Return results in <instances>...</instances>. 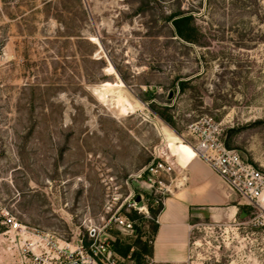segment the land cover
<instances>
[{"label": "rangeland", "instance_id": "1", "mask_svg": "<svg viewBox=\"0 0 264 264\" xmlns=\"http://www.w3.org/2000/svg\"><path fill=\"white\" fill-rule=\"evenodd\" d=\"M177 13L194 43L175 34ZM204 115L264 168V0H0V264H20L7 216L54 239L118 242L125 264H148L133 253L150 246L157 206L136 202V175ZM234 204L218 224L191 219L181 264H264V229Z\"/></svg>", "mask_w": 264, "mask_h": 264}, {"label": "built area", "instance_id": "2", "mask_svg": "<svg viewBox=\"0 0 264 264\" xmlns=\"http://www.w3.org/2000/svg\"><path fill=\"white\" fill-rule=\"evenodd\" d=\"M179 139L237 197L254 209L252 226L264 229V168L243 159L237 150L228 148L222 137L221 124L208 115L190 123ZM155 154L154 160L136 175L142 193L137 203L144 201L145 194L152 205L162 206L169 196L185 185L186 176L167 146L166 151L160 153L157 150ZM138 211L147 213L145 206L139 207ZM3 223L20 256V264H125L106 241L91 239L85 245L81 240L54 239L29 230L12 216H7ZM117 223L124 231L133 229L127 219L119 218ZM28 237L30 241H27Z\"/></svg>", "mask_w": 264, "mask_h": 264}, {"label": "crops", "instance_id": "3", "mask_svg": "<svg viewBox=\"0 0 264 264\" xmlns=\"http://www.w3.org/2000/svg\"><path fill=\"white\" fill-rule=\"evenodd\" d=\"M186 183L169 196L156 216L157 230L148 264H181L189 254L191 219L207 217L212 223L235 218L236 195L195 155L181 166Z\"/></svg>", "mask_w": 264, "mask_h": 264}, {"label": "trees", "instance_id": "4", "mask_svg": "<svg viewBox=\"0 0 264 264\" xmlns=\"http://www.w3.org/2000/svg\"><path fill=\"white\" fill-rule=\"evenodd\" d=\"M171 19H172V25L174 27L175 34L177 35V37H179L183 41H186L189 43H194L196 40L197 29L194 27V25L192 23L191 16L187 15L185 13H177V14L172 15ZM225 144L229 148L228 142L226 140H225ZM161 208H162L161 205L157 206L156 209H153L151 206L149 207V210H150L152 217H153V222L155 220V223L152 224L151 244L149 247H147L146 244H143V247L138 249L139 253L138 252L133 253L134 256H137L140 258L141 256L150 257L152 255V241H153V237L155 236L156 230H157L156 216L160 212ZM112 249L114 250V252L116 254L126 256L127 253L129 252L130 247L129 246L121 247L118 244V242H116L112 245Z\"/></svg>", "mask_w": 264, "mask_h": 264}, {"label": "bare ground", "instance_id": "5", "mask_svg": "<svg viewBox=\"0 0 264 264\" xmlns=\"http://www.w3.org/2000/svg\"><path fill=\"white\" fill-rule=\"evenodd\" d=\"M113 87H100L97 89V94L100 95V97L105 99H111L113 94ZM179 146L183 147V151L179 150ZM167 148L170 150V152L178 158L179 164L181 166H184L189 159H191L194 156L193 151L188 147L186 144H183L181 141L177 144H167Z\"/></svg>", "mask_w": 264, "mask_h": 264}, {"label": "water", "instance_id": "6", "mask_svg": "<svg viewBox=\"0 0 264 264\" xmlns=\"http://www.w3.org/2000/svg\"><path fill=\"white\" fill-rule=\"evenodd\" d=\"M139 201H140V197H137V198H136V202H139Z\"/></svg>", "mask_w": 264, "mask_h": 264}]
</instances>
